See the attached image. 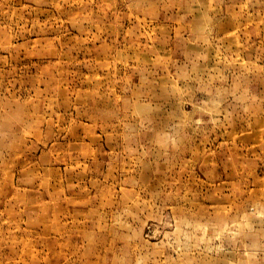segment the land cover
I'll return each mask as SVG.
<instances>
[{
	"label": "rangeland",
	"instance_id": "rangeland-1",
	"mask_svg": "<svg viewBox=\"0 0 264 264\" xmlns=\"http://www.w3.org/2000/svg\"><path fill=\"white\" fill-rule=\"evenodd\" d=\"M0 264H264V0H0Z\"/></svg>",
	"mask_w": 264,
	"mask_h": 264
},
{
	"label": "bare ground",
	"instance_id": "bare-ground-1",
	"mask_svg": "<svg viewBox=\"0 0 264 264\" xmlns=\"http://www.w3.org/2000/svg\"><path fill=\"white\" fill-rule=\"evenodd\" d=\"M54 253V252H53Z\"/></svg>",
	"mask_w": 264,
	"mask_h": 264
}]
</instances>
